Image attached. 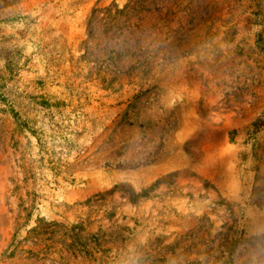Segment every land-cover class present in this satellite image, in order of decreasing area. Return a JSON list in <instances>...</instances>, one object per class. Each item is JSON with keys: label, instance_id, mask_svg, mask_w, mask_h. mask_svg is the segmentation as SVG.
<instances>
[{"label": "rangeland", "instance_id": "obj_1", "mask_svg": "<svg viewBox=\"0 0 264 264\" xmlns=\"http://www.w3.org/2000/svg\"><path fill=\"white\" fill-rule=\"evenodd\" d=\"M259 121L264 0H0V264H264Z\"/></svg>", "mask_w": 264, "mask_h": 264}, {"label": "trees", "instance_id": "obj_2", "mask_svg": "<svg viewBox=\"0 0 264 264\" xmlns=\"http://www.w3.org/2000/svg\"><path fill=\"white\" fill-rule=\"evenodd\" d=\"M255 125L256 127H261V126H264V123L259 121V122H256ZM137 195L139 194H136L134 191L130 193L131 199H134Z\"/></svg>", "mask_w": 264, "mask_h": 264}]
</instances>
